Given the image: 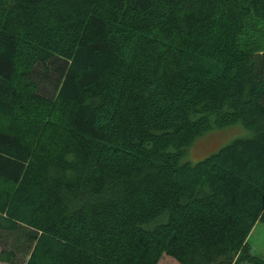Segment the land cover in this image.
Masks as SVG:
<instances>
[{
	"label": "trees",
	"instance_id": "trees-1",
	"mask_svg": "<svg viewBox=\"0 0 264 264\" xmlns=\"http://www.w3.org/2000/svg\"><path fill=\"white\" fill-rule=\"evenodd\" d=\"M258 222L264 0H0V262L264 264Z\"/></svg>",
	"mask_w": 264,
	"mask_h": 264
},
{
	"label": "rangeland",
	"instance_id": "rangeland-1",
	"mask_svg": "<svg viewBox=\"0 0 264 264\" xmlns=\"http://www.w3.org/2000/svg\"><path fill=\"white\" fill-rule=\"evenodd\" d=\"M246 134V131L237 124L206 131L188 147L185 158L190 162H194L218 147L235 138L244 137ZM247 244L253 255L264 258V223L258 222L253 226L247 237ZM0 264L4 263L0 262Z\"/></svg>",
	"mask_w": 264,
	"mask_h": 264
}]
</instances>
